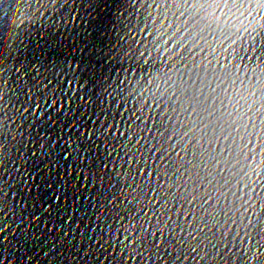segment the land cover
<instances>
[{
	"label": "snow or ice",
	"instance_id": "obj_1",
	"mask_svg": "<svg viewBox=\"0 0 264 264\" xmlns=\"http://www.w3.org/2000/svg\"><path fill=\"white\" fill-rule=\"evenodd\" d=\"M183 2L185 4H188L189 0H183ZM206 3L209 4V6L215 5L217 7H220L221 5H223L224 7H227L229 4H231L233 7L239 6L238 10H239V8H243L244 5H249V7L245 9V11L252 12L253 11L252 6H254L255 9L259 10L257 15H259L260 13H264V0H204V3H201L200 0H195V2L193 3L192 6L195 8L197 5H199L200 8H204ZM87 7H91V5L89 4V5H87ZM229 10L231 11V9H229ZM259 18L264 19V15H260ZM261 27L264 28V25H261ZM253 39H255V37H253ZM17 71H19V69H17ZM253 87L256 88L257 92L260 93V96L253 100V104L259 105V107L256 110L258 112H260L262 117H264V111H261V109H264V81L257 79L256 83L253 85ZM257 92H251L250 95L252 97H256ZM64 109H65L64 105H59L57 108V111H61ZM192 111L193 112L196 111L194 106L192 107ZM209 114L211 115L212 113H209ZM49 119H51V116H49ZM249 119H251V117H249ZM74 126L75 125H73V127ZM253 126H255V125H253ZM81 128H83V126H81ZM80 135H83V137H85V136L90 135V133L88 132L87 129H84L83 131H80ZM71 139H72V136H71V134H69L67 136V139L64 141V143H66L67 141H70ZM77 147H78V145H77ZM41 148H44V145H41ZM65 152L67 153V149H65ZM81 158H83V157H81ZM4 231H5V228L0 227V234H3ZM193 251H195V249H193ZM0 264H3V256H0Z\"/></svg>",
	"mask_w": 264,
	"mask_h": 264
}]
</instances>
